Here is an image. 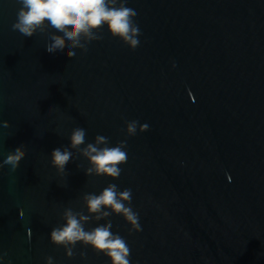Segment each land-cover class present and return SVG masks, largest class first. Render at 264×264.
I'll list each match as a JSON object with an SVG mask.
<instances>
[{"label": "water", "instance_id": "water-1", "mask_svg": "<svg viewBox=\"0 0 264 264\" xmlns=\"http://www.w3.org/2000/svg\"><path fill=\"white\" fill-rule=\"evenodd\" d=\"M127 6L138 12L139 47L105 26L69 58L46 50L54 29L13 31L20 5L0 0V121L11 125L0 127V160L22 144L27 152L16 171L0 169V264H111L90 246L77 243L68 258L50 242L64 208L81 210L84 194L109 183L130 188L139 213L142 231L131 235L123 217L108 218L131 264H264V0ZM131 120L149 130L127 137L118 179L87 176L75 150L63 176L52 166L73 128L114 146Z\"/></svg>", "mask_w": 264, "mask_h": 264}, {"label": "clouds", "instance_id": "clouds-1", "mask_svg": "<svg viewBox=\"0 0 264 264\" xmlns=\"http://www.w3.org/2000/svg\"><path fill=\"white\" fill-rule=\"evenodd\" d=\"M20 5L16 13V21L12 30L31 38L38 32L49 33L50 43L45 48L49 53L64 51L73 58L77 51L87 52L88 45L100 41L104 37L101 30L107 26L113 38H118L131 50L140 46L139 37L142 34L136 20L138 12L128 7L129 0H17ZM60 33V34H57ZM191 96V93H189ZM123 130L125 139L110 145L109 138L96 135L94 142H86V130L75 127L70 134V144L52 150L51 164L57 173L63 176L66 165L74 159V151L89 162L85 170L87 176H105L116 180L120 177L121 165L127 163V137L149 130L147 123L140 124L138 120L126 121ZM0 127H11L9 121H0ZM27 152L22 144L9 151L0 160V169L8 166L16 171ZM78 167H80L78 165ZM133 193L130 188L120 190L115 183H109L99 194L86 193L82 197V208L79 211L71 206L62 212L63 224L53 227L50 232V242L65 249V255L73 258L77 243L90 246L97 254L107 256L111 264H131V249L124 237L111 231L113 224L109 217L118 215L130 225L129 234L142 231L139 213L132 207ZM86 209L87 214L84 210ZM23 216V212L20 213ZM106 220L104 224L86 229L85 225L92 221ZM82 259L87 258L86 252H80ZM6 252H0V262L4 261ZM46 264H53V257L45 258Z\"/></svg>", "mask_w": 264, "mask_h": 264}]
</instances>
